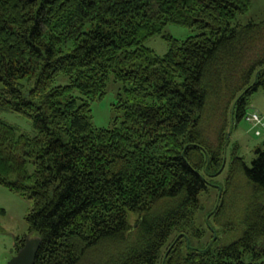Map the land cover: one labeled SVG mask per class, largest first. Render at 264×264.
I'll list each match as a JSON object with an SVG mask.
<instances>
[{
	"label": "trees",
	"instance_id": "1",
	"mask_svg": "<svg viewBox=\"0 0 264 264\" xmlns=\"http://www.w3.org/2000/svg\"><path fill=\"white\" fill-rule=\"evenodd\" d=\"M249 5L0 0V112L35 129L0 118V184L32 202L28 231L41 239L33 264H80L101 247L93 264H264V147L250 165L231 151L219 186L222 199L239 178L248 188L239 215L219 223L243 225L240 236L183 253L202 233L195 215L225 164L226 129L264 88V19H239ZM169 22L197 31L165 35L160 56L143 41ZM109 78L122 84L123 117L97 128L90 102Z\"/></svg>",
	"mask_w": 264,
	"mask_h": 264
},
{
	"label": "rangeland",
	"instance_id": "2",
	"mask_svg": "<svg viewBox=\"0 0 264 264\" xmlns=\"http://www.w3.org/2000/svg\"><path fill=\"white\" fill-rule=\"evenodd\" d=\"M241 21L253 19L259 21L264 19V0H250V5L244 15L239 16ZM196 29L187 26L167 23L160 34L147 37L143 41V45L151 48L156 54L163 55L168 49V43L165 35L183 40L187 36L196 33ZM58 83L66 82V78L60 76ZM122 84L109 78L106 84L105 93L101 97H97L90 102L91 107V123L97 128L109 127L116 119V123L123 117V109L119 107V92ZM222 104V103H220ZM257 112L264 122V88H259L252 92L248 100L246 113ZM0 118L15 127L18 131L33 135L35 129L31 120L21 114L15 112H0ZM261 135L254 134L255 128L252 124L246 122L244 118L228 127L229 142L224 154L225 164L220 173L210 177L212 185H209L208 191L200 195L202 208L195 215V225L202 230L200 237L190 234L184 243L183 253L190 248H203L206 245L213 244L216 239L217 245L227 244L238 238L243 231L244 226L233 222L224 227L219 223L227 222L230 216H238L240 209L246 201L248 188L242 179L235 181L233 191L228 192L222 199L218 196L219 186L224 185V179L227 175L228 162L231 151H235L241 155L247 165L255 157V149L264 147V125L258 126ZM212 171V170H211ZM223 194V193H222ZM222 196V195H221ZM224 200V211L218 216L214 212L215 207ZM32 202L26 196L10 191L4 185L0 184V264H5L12 256L15 255V243L24 239L30 232L28 231L26 216L31 209ZM210 213V214H209ZM216 217H218L216 219ZM218 221V222H217ZM223 228V229H222ZM31 235H34L31 233ZM109 247H101L95 252H91V257L84 259L80 264H91L92 259H99L105 249ZM93 264V263H92ZM154 264H162L160 260Z\"/></svg>",
	"mask_w": 264,
	"mask_h": 264
},
{
	"label": "water",
	"instance_id": "3",
	"mask_svg": "<svg viewBox=\"0 0 264 264\" xmlns=\"http://www.w3.org/2000/svg\"><path fill=\"white\" fill-rule=\"evenodd\" d=\"M40 237L29 233L23 241V244L17 249L14 256H12L5 264H33L36 253L40 245Z\"/></svg>",
	"mask_w": 264,
	"mask_h": 264
},
{
	"label": "built area",
	"instance_id": "4",
	"mask_svg": "<svg viewBox=\"0 0 264 264\" xmlns=\"http://www.w3.org/2000/svg\"><path fill=\"white\" fill-rule=\"evenodd\" d=\"M243 118L246 122L252 124V126L255 128V135L260 136L262 134L259 128L257 127L263 126L264 122L262 120V117L257 112L245 113Z\"/></svg>",
	"mask_w": 264,
	"mask_h": 264
}]
</instances>
